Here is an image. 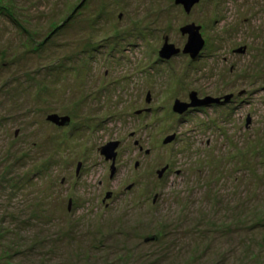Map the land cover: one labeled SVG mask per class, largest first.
Here are the masks:
<instances>
[{"label": "rangeland", "instance_id": "obj_1", "mask_svg": "<svg viewBox=\"0 0 264 264\" xmlns=\"http://www.w3.org/2000/svg\"><path fill=\"white\" fill-rule=\"evenodd\" d=\"M174 1L0 0V264H264V0Z\"/></svg>", "mask_w": 264, "mask_h": 264}, {"label": "water", "instance_id": "obj_2", "mask_svg": "<svg viewBox=\"0 0 264 264\" xmlns=\"http://www.w3.org/2000/svg\"><path fill=\"white\" fill-rule=\"evenodd\" d=\"M200 0H175L174 4L176 6H180L182 10L184 11L185 14H189L190 11L192 10L193 6L196 5ZM200 28L195 26L194 24L186 25L180 29V34L182 36H186V44L184 45L183 49L180 50L179 48H176L173 44H170L168 42V38L163 39V46L161 50L158 52V56L160 59L164 60H169L170 58L178 55V54H183L187 55L191 60L197 59L201 51L203 50L204 47V41L199 33ZM235 53L238 54H244L245 53V47L239 48ZM196 97L195 93H190L189 94V103H181L179 101L174 102V106L172 107V111L178 115H181L188 111L189 109H192L196 107V104L194 102V98ZM232 98V95L225 96L223 99H211L207 98L205 100H202L203 106H209L212 104H226L230 101ZM46 121L54 126L57 127H65L70 123V119L68 117H59L57 115H49L46 118ZM249 123V120H247ZM175 139L174 135L168 136L164 141L163 144L167 145L171 143ZM119 146L118 142H110L105 144L99 149V153L101 156L104 157L106 161L111 162L110 166V173L111 176L114 174V163H115V158H116V150ZM148 153V152H147ZM137 166V163L135 164V168ZM81 167V164H77L76 168V175H78L79 169ZM167 170V166L162 169L161 171L157 172L158 178H161L163 173ZM132 186V185H131ZM130 189V186L129 188ZM110 193L106 195V198L103 200V202L110 197ZM70 205L71 201L68 203V210H70ZM156 237H153V240H155Z\"/></svg>", "mask_w": 264, "mask_h": 264}, {"label": "flooded vegetation", "instance_id": "obj_3", "mask_svg": "<svg viewBox=\"0 0 264 264\" xmlns=\"http://www.w3.org/2000/svg\"><path fill=\"white\" fill-rule=\"evenodd\" d=\"M169 42V41H168ZM235 53V52H234ZM179 55V54H178ZM178 55H176V56H178ZM176 56H174V57H176ZM184 56H187V55H184ZM174 57H172V58H174ZM188 57V56H187ZM172 58H170L169 60H164V59H160L161 61H170ZM189 58V57H188ZM201 58V56H199L197 59H195V60H192V61H196V60H199ZM190 59V58H189ZM196 94V97L194 98V102H195V104H196V107H205V106H203V104H202V100L203 99H207V98H204V97H198V95H197V93H195ZM233 100H234V96H232V98L230 99V101L229 102H233ZM178 101V100H177ZM189 102H190V99H189ZM182 103H186V102H182ZM196 107H194V108H192V109H189L188 111H192V110H194ZM188 111H186L185 113H187ZM136 144H138V143H136ZM138 146V145H137ZM140 148V147H139ZM140 150H141V148H140Z\"/></svg>", "mask_w": 264, "mask_h": 264}, {"label": "trees", "instance_id": "obj_4", "mask_svg": "<svg viewBox=\"0 0 264 264\" xmlns=\"http://www.w3.org/2000/svg\"><path fill=\"white\" fill-rule=\"evenodd\" d=\"M206 222V221H205ZM156 237V236H155ZM157 238V237H156Z\"/></svg>", "mask_w": 264, "mask_h": 264}]
</instances>
